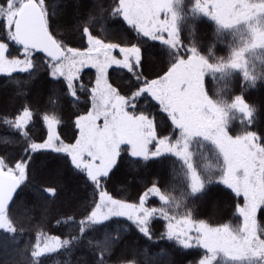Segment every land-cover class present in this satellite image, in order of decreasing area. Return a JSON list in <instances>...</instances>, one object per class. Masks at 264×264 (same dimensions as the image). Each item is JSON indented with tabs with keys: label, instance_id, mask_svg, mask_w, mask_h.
<instances>
[{
	"label": "trees",
	"instance_id": "16d2710c",
	"mask_svg": "<svg viewBox=\"0 0 264 264\" xmlns=\"http://www.w3.org/2000/svg\"><path fill=\"white\" fill-rule=\"evenodd\" d=\"M121 1L44 0L39 5L64 50H86L90 37L107 46L135 47L130 66H114L108 77L127 100V112L153 122L151 152L136 156L124 144L119 164L92 180L69 153L40 145L48 139L50 123L56 124L58 145L76 142L78 119L92 108L95 69L73 77L61 60L32 50V69L0 73V171L21 182L6 214H0V264H264V254L213 253L203 244L210 234L244 242L239 209L245 197L228 185V162L219 147L178 127L165 104L145 90L163 84L179 62L202 59L206 94L227 132L253 150H264V0H233L238 14L247 16L231 19L221 16L218 0H172L164 10L176 31L170 40L166 34H145L126 21L123 11L113 15L122 9ZM8 34L0 22V41L8 44L9 57L26 49L14 32ZM47 169H61L62 175L54 170L49 175ZM261 180L255 234L264 243V166ZM101 193L142 212L95 221ZM52 239L58 244L50 249Z\"/></svg>",
	"mask_w": 264,
	"mask_h": 264
},
{
	"label": "rangeland",
	"instance_id": "374dc122",
	"mask_svg": "<svg viewBox=\"0 0 264 264\" xmlns=\"http://www.w3.org/2000/svg\"><path fill=\"white\" fill-rule=\"evenodd\" d=\"M31 0H0V22L7 31L13 33L15 17L21 6ZM44 5V0H34ZM172 0H122L123 16L129 24L151 37L175 34L169 27L164 10ZM219 13L225 19L246 17L247 13L237 12L233 0H218ZM42 7V6H41ZM8 34V37L11 35ZM159 38V37H157ZM8 44L0 41V73L27 71L33 67V51L22 49L9 57ZM134 48L107 46L94 38H89V47L79 51L64 50L61 60L75 77L85 68H94L97 73L92 89V108L78 119L79 135L73 145H58V130L55 123L49 124L48 139L41 148L69 153L76 166L88 172L92 180L106 175L115 164L122 145L128 144L136 156H147L156 141L154 124L144 116H133L127 112V100L112 86L108 71L112 67H129L134 57ZM205 63L200 58L179 62L163 84L154 83L145 90L158 97L168 109L173 121L189 134L213 141L228 162L227 183L232 190L243 194L245 205L239 209L243 217L244 242L226 241L216 234L203 239V244L213 253L224 251L241 257L246 254H264V243L256 237V212L262 199L261 174L264 166V150H253L244 139L229 134L221 120L220 112L207 96L204 87ZM160 92L157 94L156 92ZM240 108H246L241 104ZM157 143H160L158 141ZM166 145L160 144L158 148ZM63 166V165H59ZM18 169L21 166L17 167ZM63 169V167H62ZM61 176V169H47ZM140 206L117 201L106 193H101L100 203L93 212L95 221H104L111 216L139 217ZM56 240L48 241L47 247L57 246Z\"/></svg>",
	"mask_w": 264,
	"mask_h": 264
},
{
	"label": "water",
	"instance_id": "95a60500",
	"mask_svg": "<svg viewBox=\"0 0 264 264\" xmlns=\"http://www.w3.org/2000/svg\"><path fill=\"white\" fill-rule=\"evenodd\" d=\"M13 32L16 41L26 49L42 53L54 60L61 59L64 54L63 47L48 30L42 7L34 0L21 6L15 17ZM17 185L21 186V182L16 175L0 171V214L5 211L7 196L11 195L13 188L18 194L20 187Z\"/></svg>",
	"mask_w": 264,
	"mask_h": 264
},
{
	"label": "snow or ice",
	"instance_id": "6c2138e0",
	"mask_svg": "<svg viewBox=\"0 0 264 264\" xmlns=\"http://www.w3.org/2000/svg\"><path fill=\"white\" fill-rule=\"evenodd\" d=\"M117 4H119V0H117ZM118 11H122V9H114L113 15H115L116 12H118ZM115 22H116L115 20L112 21V23H115ZM88 34H90V30H88ZM38 54L39 53H37V55ZM141 62H143V54L141 55ZM120 159H121V157L117 156L116 163L113 164V169L119 164ZM111 171H112V169L109 170V173H111ZM23 181L25 183L27 182V166H25V169H24ZM17 187H20V185H17ZM48 191H50L54 194V190H48ZM201 194H203V193H201ZM16 195H17V191L15 188H13L11 195L7 196L8 204L5 205V214H6L7 207L10 206L11 203L14 201ZM260 215H261V218H264V209L261 210ZM8 227H9V230L14 231V226L11 225L10 221H8ZM105 243H107V242H105Z\"/></svg>",
	"mask_w": 264,
	"mask_h": 264
},
{
	"label": "clouds",
	"instance_id": "9594fccd",
	"mask_svg": "<svg viewBox=\"0 0 264 264\" xmlns=\"http://www.w3.org/2000/svg\"><path fill=\"white\" fill-rule=\"evenodd\" d=\"M129 264H131V262H129Z\"/></svg>",
	"mask_w": 264,
	"mask_h": 264
}]
</instances>
